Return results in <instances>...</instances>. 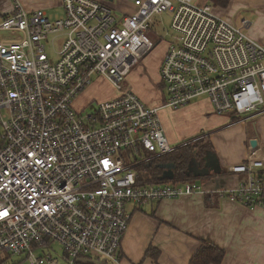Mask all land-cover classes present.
<instances>
[{"label": "built area", "instance_id": "1", "mask_svg": "<svg viewBox=\"0 0 264 264\" xmlns=\"http://www.w3.org/2000/svg\"><path fill=\"white\" fill-rule=\"evenodd\" d=\"M53 1L60 17L23 0H9L0 13V256L75 264L87 254L119 264L128 205L208 193L199 181L137 185L136 167L175 147L159 109L206 97L216 114L263 111L264 45L245 33L249 21L235 25L205 0ZM164 13L171 14L159 66L166 96L150 107L125 80L161 42L152 26ZM95 75L117 95L76 109ZM258 169L264 158L250 146L244 161L227 168L239 183L211 193L264 205V182L253 178Z\"/></svg>", "mask_w": 264, "mask_h": 264}, {"label": "crops", "instance_id": "2", "mask_svg": "<svg viewBox=\"0 0 264 264\" xmlns=\"http://www.w3.org/2000/svg\"><path fill=\"white\" fill-rule=\"evenodd\" d=\"M7 1L0 0V4H6ZM242 2L248 6H264V0H230L226 8H215L219 12L233 10ZM27 5L35 6L33 3ZM3 11L6 9L0 13ZM258 41L264 45V39ZM157 77L159 80V66ZM138 85L132 91L144 104L161 106L165 98L163 94L155 92L151 95L146 88ZM91 87L92 83L74 100L76 109L84 108L91 101L106 100L117 95L111 88L112 91H106L103 96H94ZM212 112L206 97L197 98L178 108L161 107L158 111L164 134L173 146L201 135L199 132H202V128L209 127L210 122L216 120ZM258 113L241 117L250 119L263 115L260 123L262 135L258 133L260 126L256 121L255 125L252 124L253 134L248 136L244 148L237 142L235 147L220 146L218 150L214 149L220 168L210 170L200 179L207 194L196 192L152 201L140 208L127 206L131 219L121 243V264H190L202 240L210 241L224 250L220 264H264V205L249 208L211 193L215 188L235 187L239 183L237 176L222 173L228 166L245 160L251 139L257 140L258 154L264 158V110ZM205 195H210L211 200L207 202Z\"/></svg>", "mask_w": 264, "mask_h": 264}, {"label": "rangeland", "instance_id": "3", "mask_svg": "<svg viewBox=\"0 0 264 264\" xmlns=\"http://www.w3.org/2000/svg\"><path fill=\"white\" fill-rule=\"evenodd\" d=\"M23 1H30V3H33L38 8L45 9L50 18H56L61 16L62 8L59 6L56 7L53 6L54 4L53 0H45V1L23 0ZM10 6L11 3L9 1H7L6 4L2 3L0 4V11L7 9ZM35 6L30 5V7L32 8H37ZM213 12L216 15L225 17L231 23L238 26L241 25L242 19L249 21L250 22L249 26L245 27V33L248 35V37L253 40H256L257 42H259L258 40L264 39V6L260 4L257 5L251 4V6H248L247 3L242 2L239 5V7H237L236 9L223 10L219 12L214 7ZM170 23H171L170 13H164L160 17L154 18L152 28L153 30L157 31L158 34L161 36L162 38L161 42L150 53L145 55L139 61V63L130 70L125 80L126 89L134 90L138 83L139 87L146 88L147 92H149L151 95H153L155 92L157 93L160 92L161 95L163 94V96H166V91L160 84V79L157 80L158 79L157 75H158V66H160L159 63L165 52L166 45L171 41L170 28H169ZM146 35L154 43L157 41L156 35L152 32V29H150V31L147 32ZM48 53L50 54V51ZM92 86L93 87L91 88L94 96L95 95L103 96V94L106 91H112L111 88H113L109 82H105L102 79V77L97 75L92 77ZM94 108H95V103L89 105L85 110H83V112L90 113L91 111L94 110ZM258 112L259 111L253 112L251 114L253 115L259 114ZM211 115L214 116L216 120L211 121L209 127L202 128L201 130L202 132H199L201 135L189 139L187 143L193 145L198 141V139H203V138L206 139V137H208L209 140L211 141V144H213L212 146H214L213 150L209 152L211 154H214L215 153L214 149L218 150V147L220 146L234 145L235 147L237 142L241 148H244L248 136L253 134L254 128L252 124L255 125L256 121L259 122V126H260V128L258 129V133H261V135L263 133L260 124L263 115H257L250 119H243V117H238V119H234L233 116L229 113L216 114L212 112ZM240 139L241 142L239 143ZM193 161L195 162V164L192 163L191 168L193 167L194 169V167H198L197 164H199V167L202 166L200 162L195 160ZM198 181L200 182L201 180ZM145 205L147 204L139 205V208ZM2 258H7V260H2V262L0 260L1 264L19 263V257L11 254L10 252L3 251L0 256V259ZM119 264H121V261Z\"/></svg>", "mask_w": 264, "mask_h": 264}, {"label": "trees", "instance_id": "4", "mask_svg": "<svg viewBox=\"0 0 264 264\" xmlns=\"http://www.w3.org/2000/svg\"><path fill=\"white\" fill-rule=\"evenodd\" d=\"M205 1L210 3L213 7H221V8H226L230 2V0H205ZM233 118L238 119V117L235 116H233ZM188 141L189 139L180 142V144L176 145L171 152L156 157L152 161V163L148 165H140L136 167L137 185L145 186L147 184H179L187 181L197 182L198 180L202 179V176L197 177L194 176L191 172H189L190 169L189 165L190 162H192V160L198 161L201 164H203L204 157L206 156L207 152L213 150V146L208 137H206V139L205 138L198 139V141L193 145L187 143ZM168 163L173 165V177L170 179H162L161 175L163 172V168L161 166ZM222 174L228 175L230 173L226 170ZM253 178L255 183L264 182V169L255 170V172H253ZM205 200L207 202L210 201L211 196L205 195ZM223 257H224L223 249L217 247L215 244H213L210 241L202 240L200 242L198 250L192 256L190 260V264H220ZM0 260L2 262V259ZM75 264H107V263L100 260L99 258L91 257L90 255L87 254H80L77 257Z\"/></svg>", "mask_w": 264, "mask_h": 264}, {"label": "water", "instance_id": "5", "mask_svg": "<svg viewBox=\"0 0 264 264\" xmlns=\"http://www.w3.org/2000/svg\"><path fill=\"white\" fill-rule=\"evenodd\" d=\"M250 146L251 147L257 146V140L255 138L250 140ZM203 160H204V165L202 167H199V164H197L199 168L194 167V169L193 167L191 168L192 163L195 164V162L192 160V162L189 165V168H190L189 172H191L194 176L201 177V176L207 175L210 172V170L214 168H216L217 170L220 168V165H219V162H218V159L215 153L211 154L210 152H208ZM161 167L163 168V172L161 175L162 179H170L173 177V165L172 164H169V163L164 164Z\"/></svg>", "mask_w": 264, "mask_h": 264}, {"label": "flooded vegetation", "instance_id": "6", "mask_svg": "<svg viewBox=\"0 0 264 264\" xmlns=\"http://www.w3.org/2000/svg\"><path fill=\"white\" fill-rule=\"evenodd\" d=\"M203 165H204V163L202 164V166H203ZM202 166H201V167H202Z\"/></svg>", "mask_w": 264, "mask_h": 264}]
</instances>
